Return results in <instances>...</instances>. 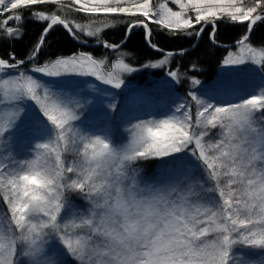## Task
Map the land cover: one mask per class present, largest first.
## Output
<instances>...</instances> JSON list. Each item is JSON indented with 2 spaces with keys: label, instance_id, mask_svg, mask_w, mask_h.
<instances>
[{
  "label": "snow or ice",
  "instance_id": "6c2138e0",
  "mask_svg": "<svg viewBox=\"0 0 264 264\" xmlns=\"http://www.w3.org/2000/svg\"><path fill=\"white\" fill-rule=\"evenodd\" d=\"M49 2L50 0H0V12L15 13L21 7L43 5ZM172 2L178 5V11L169 7L166 0L165 2L157 0L155 4L153 0H142V2H136V0H69L68 8L88 15L123 14L130 17H143L144 19H136L128 24L127 34H131L137 27L143 28L146 43L158 51L160 50L158 45L151 41L150 23L159 25L172 34L186 32L188 35L197 36L204 32L207 25H211L209 37L215 42L219 20L227 18L241 25L247 22V32L250 34L254 25L264 19V16L257 14L258 9L264 11V0H254V6L247 7L244 6V0H172ZM189 13H193L194 16ZM33 16L41 21L50 22L43 28L39 41L31 54L32 60L40 54L47 35L58 24L73 35L74 39L77 38L73 26L60 15L48 16L41 11L33 13ZM21 19L19 14L7 16V19L0 22V32L6 28L7 36L12 37L18 29L7 27V25L10 21H21ZM196 26H200L199 31H189ZM104 27H109V25L105 24ZM75 29L80 32L85 31L84 27L79 24L75 25ZM99 31L100 29L95 32L88 31L86 34L93 37L97 36ZM246 40H248L247 34L238 43L244 44ZM97 43H100L99 39ZM103 46L113 49L119 47L106 41L103 42ZM180 54L182 55L183 51ZM173 55L175 53L168 52L164 60L144 67H161ZM261 56H264V53H261ZM9 57L13 62L0 58V72L6 73L10 69L14 70L12 79L3 81L5 85L9 83L15 85L12 89L13 100L28 98L34 101L55 132L54 136L47 138V142L36 145L37 149L43 150L50 158H54L53 165L44 167L38 165L37 161H16L13 171L0 172V192H2L3 201L7 203L15 226L21 230L22 234L26 233L23 238L29 242V252L26 255L40 257L41 248L37 241L45 229H52L68 252L77 257L81 264H96L97 261H100V264H104L105 261L107 264H193L194 260L198 264H229L230 249L235 244L264 248V169L257 173L252 163L253 159L264 157L253 156L247 164H244L242 161L238 162L239 145L231 143L226 145L223 140L215 144L205 143L209 126L215 128L219 125L225 128L229 137L237 128L243 130L250 127L253 113L264 111V92L252 95L238 104L219 106L201 100L195 93L190 92L192 100L196 101L199 106L196 113V124L201 126L199 131L192 123L188 102L185 100L179 103L172 115L165 119L142 121L133 125L134 130H140L139 134L136 131L133 132V141L130 146L122 150V155H119V150L113 148L106 138L99 135L82 136L83 156L89 166L78 167L75 164H65L61 157L62 144L66 146L70 142L75 143V141H70L68 131L71 128L70 121L77 117L72 115L66 107L52 101L49 90L27 71L21 70L26 61L16 59L15 53H9ZM243 62V60L230 58L225 60V64ZM122 67L127 72L140 70L130 68L127 64H122ZM29 71L48 76L88 75L114 88H120L123 83V80L116 79L111 74L105 78L104 73L97 67V61L87 52L74 53L68 58H57L45 66H36ZM167 75L179 84L177 71L170 70ZM193 83L199 84L200 81L196 80ZM42 88L44 89L43 97L40 95ZM261 118L264 119V117ZM13 123L10 122L9 128ZM148 124L153 126L149 127ZM7 129L0 128V137H5ZM8 142L6 139L5 143ZM257 143L264 151V129L257 134ZM193 144L195 148L191 150L192 154L202 163L209 179L216 181L215 188L206 190L219 193L222 203L216 211L212 208H204L201 213L200 207H197L193 213L190 208L183 205L167 206L168 202L164 196L159 194L160 190L149 187L144 191L153 199L145 200L143 203L156 204L163 201L171 209L167 217L168 223L160 233L155 234L154 239L138 243L135 242V237L130 235L118 244L114 235L108 233L107 227H102L105 221L100 218V225L94 224L95 208L101 207L95 201L102 192L107 193L106 189L110 186L95 183L96 173L102 162L117 156L122 162L148 157H164L189 150ZM225 148L229 150L225 151ZM63 150H67L66 147ZM210 152L216 154L211 155ZM93 164L95 167H92ZM250 167L253 168L252 175L257 177L255 180L248 178ZM0 168H4V165H0ZM222 176L227 178V183L223 185L221 184ZM245 179H247L245 194L249 201L258 203L260 209L258 214L253 212L252 203L242 200L232 187L237 183H244ZM68 190L78 191L86 199L93 201L94 207L91 210L93 217L75 213L73 216L79 218L80 223L76 224L74 218L70 223L63 225L64 231L61 232L58 217L67 205L64 193ZM172 191H175V188ZM105 207H108L107 201ZM36 214H40L42 218L33 223V217ZM201 215L204 219H200ZM85 227L111 237L113 250L106 253L93 250L92 254H89L83 238L76 236V232L72 231ZM210 232L218 233L215 240L203 246L194 244L200 238H206ZM74 236H76L75 239H73ZM115 249H120L122 255ZM14 255L16 252L13 242L0 243V264H14ZM108 257L111 259H107ZM39 264H55V260L45 257L40 259Z\"/></svg>",
  "mask_w": 264,
  "mask_h": 264
},
{
  "label": "trees",
  "instance_id": "16d2710c",
  "mask_svg": "<svg viewBox=\"0 0 264 264\" xmlns=\"http://www.w3.org/2000/svg\"><path fill=\"white\" fill-rule=\"evenodd\" d=\"M68 2L69 0H50L49 3L43 5L21 7L15 13L0 12V22L7 19L9 15L19 14L22 17L21 21L13 20L8 23L7 27L18 29L12 37L7 36L6 28L3 32H0V58L13 62L9 57V53H15L16 59L19 60L31 57L43 32V28L50 22L41 21L33 16V13L42 11L48 16L53 14L60 15L62 19H66L73 26L78 40L91 43H78L62 25L58 24L47 35L40 54L35 60H27L21 70L27 71L29 74V70L33 67L45 66L48 62L54 61L57 58H68L74 53L79 52H87L90 54L97 61L99 70L103 72L109 71L115 62L127 64L130 68L140 69L121 78L127 82L134 79H150L151 83L156 85V88L149 92L153 97L152 99H154L153 107L150 109L151 111L145 112V110H142L140 116L129 119L131 120L130 122L124 121L119 117L120 100L125 97L124 91L117 90V92L115 89L107 90V92L116 95L113 97L116 100L111 111L115 116L111 120L112 123L110 122L108 125H112L114 130L111 133L109 141L113 148L119 150V155L123 154V149L131 145L133 132L136 131L139 134V129H133V125H135L133 121L135 120L138 124L142 121H159L167 118L173 113V111L171 113L168 111L170 100L173 97L180 98L183 102L185 100L188 102V111L190 112L192 123L195 125L196 130L199 131L201 126L196 124V113L199 106L196 101L192 100L189 93H195L201 100H204L206 88L199 87L200 85L194 84L193 81L198 80L204 84L211 83L217 74V69L223 65L229 54L243 45H248L264 52V19L254 25L250 34L247 32V22L241 25L231 22L227 18L219 20L217 21L215 42L209 37L211 25H207L204 32L197 36L194 34L188 35L186 32L172 34L168 30L162 29L159 25L150 23L149 27L152 29L151 41L158 45L160 49L158 51L146 43L143 28L137 27L131 34L127 35L128 24L134 22L136 19H144L143 17H130L123 14L88 15L82 12H76L75 10H69ZM158 2H165V0H158ZM166 2L174 11L179 10L178 5L174 4L172 0H166ZM153 3H157V0H153ZM244 6H254V0H244ZM257 14L264 16V11L258 9ZM189 15L194 16L193 13H189ZM77 24L83 26L85 31L80 32L76 30L75 25ZM105 24L109 25V27H104ZM199 27L196 26V28L189 31H199ZM97 29H100L97 36L89 37L85 34L88 31L95 32ZM246 34L248 35V40L244 44L239 43L231 47L222 46L234 43L242 39ZM98 39L100 43H97ZM105 41L109 44L118 45L119 47L115 49L106 48L103 46V42ZM181 51H183L182 55L180 54ZM168 52H173L175 55L169 57L165 65L158 68L144 67L145 65L157 64L159 61L164 60ZM262 64V69L264 70V62ZM170 70L177 71L179 84H176L167 75ZM13 71L10 69L6 73H0L9 74L12 78ZM29 75H34V73ZM96 84L101 90V85ZM59 88H62L61 90L64 91L67 89L66 85H61ZM212 90L214 91H211V95L206 97H209L208 101L213 105L237 104L241 99V97H230L226 96V94L216 95L218 90ZM161 96L169 98L167 100L168 102L163 105L155 102ZM87 101H84V103ZM92 104V108H94V102ZM253 114L258 118L260 130L264 129V119L261 118L264 117V111H257ZM147 126L151 127L153 125L148 124ZM101 127L104 128L103 125ZM207 132L208 135L205 137V143L215 144L223 140L226 145L229 143L235 145L238 139L243 137V131L241 129L237 128L232 136L229 137L227 130L219 125L215 128L209 126ZM229 139L230 142L228 143L227 141ZM242 147L253 149V143L250 141L248 146L244 145ZM194 148L195 145L193 144L189 150H184L180 153H173L164 157H148L134 161L122 162L119 156L113 158L109 164H111L113 171L119 173V176H122L123 180L119 184L113 185L112 189L107 192V205L115 207L118 196L127 204H131L134 200L141 202L145 200L150 201L153 197L148 195L144 190L151 187L152 189L160 190L159 194L164 196V199L168 202L167 206H171L172 204L178 206L183 205L186 208H190L193 213H195L197 207H200L201 213L204 208H212L213 211H216L222 203L219 193L218 191H206L207 189L215 188L216 181L209 179L208 173L202 163L192 154L191 150ZM224 150L228 151L229 148H225ZM210 154L215 155L216 153L210 152ZM238 154V162L242 161L244 164H247L248 152L240 151ZM76 155H78L76 152L61 151V157L65 164ZM8 164H11V162ZM69 176H72V174H69ZM225 182L226 179L222 176L221 184L223 185ZM95 183L101 185L100 181ZM244 184H247L246 180L242 185L239 183L235 185H241L242 191L244 192ZM203 186L206 188H202ZM173 188H175V191H172ZM117 189H119V193ZM243 198L242 200L252 203L254 213L258 214L260 212L257 202L249 201L247 195L245 197L243 196ZM64 199L67 202L65 214H63L64 219H70V217L75 218L73 216L75 213L93 217V212L91 211L94 207L93 201L86 199L83 194L75 190H68L64 193ZM104 201L105 196L101 193L95 201V203L101 205V207L95 208V216L93 217L95 225H100L101 212L107 211L108 207H105ZM165 205L163 201L156 203L157 207H163ZM0 208V221H12L7 203L3 201L2 192H0ZM33 218V223H36L41 218V215L36 214ZM117 219H119L118 215ZM200 219H204L203 215L200 216ZM75 220L80 221L79 218H75ZM108 226H110V221H105L102 227ZM19 230V228L14 230L13 236L15 238L11 241L15 245L16 252V255L13 256L14 264L24 263L21 245L18 246L17 240L18 234L21 233V230ZM44 231L52 233L57 239L52 240L50 244H48L49 242L46 243L44 238L39 239L37 244L42 252L50 253V255L55 254V256L60 255V257L55 258L57 264H81V261L77 257L72 256L67 249L63 252L62 248H57L56 243H59L60 239L52 229H45ZM72 231L76 232V236L83 238L86 251L89 254H92L93 250L109 252L114 248L111 237L103 235L100 231H94L88 227L80 230L73 229ZM120 231L122 232L123 229H120ZM217 235L218 233L210 232L206 238H200L194 244H200L201 246L209 244L217 238ZM2 242L4 243V241ZM27 245H29V242ZM252 249L255 250L252 252ZM118 250L121 251L120 249H115V251ZM250 255H261L262 257H259L254 263H250L248 262L249 258L246 257ZM107 259H111V257ZM193 264H198V262L194 260ZM229 264H264V248L235 244L230 249Z\"/></svg>",
  "mask_w": 264,
  "mask_h": 264
},
{
  "label": "rangeland",
  "instance_id": "374dc122",
  "mask_svg": "<svg viewBox=\"0 0 264 264\" xmlns=\"http://www.w3.org/2000/svg\"><path fill=\"white\" fill-rule=\"evenodd\" d=\"M136 2H142V0H136ZM249 49H251V51H249ZM261 53L264 52L248 45H243L230 53L226 59L243 60L244 62L240 64H225L224 62L223 65L217 69V74L211 83H199V87L206 88L203 99L211 103L208 101L209 97L206 96L211 95L210 90L215 88L218 90L216 95L225 93L233 95L234 97H241L237 104L252 95H259L264 92V70L262 69L264 56H261ZM122 64L123 63L115 62L109 71H102L105 78H108V75L111 74L116 79L124 81L121 77H125L131 72L125 71ZM31 73H34L32 76L40 81L44 88L49 90L52 101H56L59 105L66 107L70 110L72 115L77 117V119L70 121L71 128L68 131L70 141H75V143L70 142L66 146L62 144V151H64L63 149L66 147L67 151L76 152L78 154L70 159L67 164H75L78 167L89 166L83 156L82 136L99 135L102 138H106L107 142H110L111 133H113L114 130L112 125L108 124L110 122L112 123L111 120L115 116L111 111L116 100V98L113 97L116 95L107 92V90L115 89L116 91H124L125 97L120 100L119 107V117L124 121L130 122L131 120L129 119L140 116L142 110H145V112L151 111L150 109L153 107L154 99H152L153 97L149 92L154 90L156 85L151 83L150 79L124 81L120 88H114L112 85L105 84L95 77L88 75L62 74L59 76H48L35 72H30L29 74ZM5 79L11 80V75L0 73V128H8L4 134L5 137H0V165H4V168H0V172L13 171L14 162L16 161H37L38 165L44 167L53 165L54 158H50L43 150L36 148L38 143L47 142L48 137L55 135L52 125L43 115L37 104L31 99L22 98L18 101L13 100L12 89L15 85L12 83L5 85L3 83ZM96 83L101 85V90ZM61 85H66V91L59 88ZM40 95L41 97L44 95L43 88L40 89ZM168 99L167 97L161 96L155 100V102L163 105L168 102ZM179 99L180 98L173 97V99L170 100L169 113H171V111L174 112L175 107L183 102V100ZM84 101L87 102L84 103ZM80 102L81 104H79ZM93 102L95 104L94 108H92ZM49 103H51V101H49ZM10 122L14 123L9 128ZM133 122L135 125L137 124L135 120ZM102 125L104 128L101 127ZM242 131L243 137L239 138L235 145L240 146V151L248 152V161L253 156L264 157V151H262L261 145L257 143V134L260 132V125L258 124V118H256L255 114L251 117L250 127H246ZM6 139L9 141L7 144L5 143ZM250 141L253 143V149L242 147L244 145L248 146ZM227 142L229 143L230 139ZM38 156L39 160H37ZM112 159L102 162L101 167L96 173L95 182L100 181L101 185H110L106 189V192H109L113 185H117L123 180L122 176L118 175L119 173L112 170L111 164H109ZM10 162L11 164H8ZM252 163L257 173L264 169V158L253 159ZM92 167H95V164H93ZM252 172L253 168H248V178L255 180L257 177L252 175ZM225 179L226 184L227 178ZM245 180L247 181V179ZM239 184L242 185L243 183ZM241 185H235L233 189L244 199L243 196H246L244 192L247 184L243 185L244 192L242 191ZM204 187L205 186L202 188ZM63 214H65V209L62 210L61 216L58 217V221L61 224V232L64 231L63 225L65 223H70L74 219L73 217L64 219ZM75 222L76 224L80 223L78 220H75ZM15 229H17V227L13 221H0V243H3L2 241H4L5 244L11 242L15 238L13 236ZM24 235H26V233H20L18 234L19 238L17 237L18 246L21 245V253H23L24 257L23 264H39L41 258L50 257L55 260V258L60 257V255H50V253L42 251L40 257L26 255V253L29 252V245H27L28 241L23 238ZM42 238L45 239L46 243L49 242L48 244H50L52 240L57 239L52 233L46 231H44L40 239ZM56 245L57 248H62L63 252L67 249L61 241L56 243ZM45 247H47V245H45ZM51 247L53 246L51 245ZM254 250L255 249H252V252ZM243 254L246 255L245 252H243ZM246 257L249 258L248 262L254 263V261L262 256L250 255ZM55 264H57L56 261Z\"/></svg>",
  "mask_w": 264,
  "mask_h": 264
},
{
  "label": "clouds",
  "instance_id": "9594fccd",
  "mask_svg": "<svg viewBox=\"0 0 264 264\" xmlns=\"http://www.w3.org/2000/svg\"><path fill=\"white\" fill-rule=\"evenodd\" d=\"M117 192L119 193V189ZM102 193L105 196L104 204H106L107 193ZM170 212L171 209L166 205L157 207L156 204L135 200L127 204L118 196L115 207L108 206L107 211L101 212L100 216L103 221H110V226L107 227L108 233L114 235L116 243H122L124 238L130 235L135 237V242L144 243L154 239L155 234L164 229ZM120 229L123 231L121 232ZM117 252L121 253L119 250ZM96 264H100V261ZM104 264L107 262L105 261Z\"/></svg>",
  "mask_w": 264,
  "mask_h": 264
},
{
  "label": "water",
  "instance_id": "95a60500",
  "mask_svg": "<svg viewBox=\"0 0 264 264\" xmlns=\"http://www.w3.org/2000/svg\"><path fill=\"white\" fill-rule=\"evenodd\" d=\"M128 35V34H127ZM72 37H73V35H71ZM74 39V38H73ZM74 40H76L78 43H81V44H90L91 42H86V41H81V40H78L77 38L76 39H74ZM241 40V39H240ZM240 40H238V41H236V42H234V43H230V44H225V45H222L223 47H231V46H235V45H237V44H239L238 42L240 41ZM120 45V44H119ZM29 59H31V57H29V58H27V59H24V61H27V60H29Z\"/></svg>",
  "mask_w": 264,
  "mask_h": 264
}]
</instances>
